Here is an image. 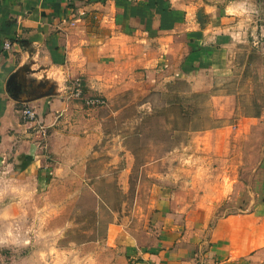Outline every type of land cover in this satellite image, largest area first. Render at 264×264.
<instances>
[{
  "label": "crops",
  "instance_id": "crops-1",
  "mask_svg": "<svg viewBox=\"0 0 264 264\" xmlns=\"http://www.w3.org/2000/svg\"><path fill=\"white\" fill-rule=\"evenodd\" d=\"M202 1L0 0V163L13 171L0 177L8 183L7 195L45 189L106 195V148L127 178L126 162L138 161L132 149L127 152V127L142 125L146 113L136 109V122L122 123L119 115L128 109L107 106L106 99L121 98L123 86L188 81L187 69L226 51L224 33L213 32ZM142 70L147 79L136 76ZM75 79L87 97L102 98L104 105L89 108L67 96ZM25 106L47 127L43 149L35 141V123L21 120ZM192 158L168 152L148 164ZM197 170L161 174L165 184L149 189L153 228L133 232V242L107 231L106 249L97 256L95 239L87 237L78 263L264 264V201L215 216L232 185H225L223 174L221 182H210L213 173ZM67 178L76 186L64 190Z\"/></svg>",
  "mask_w": 264,
  "mask_h": 264
},
{
  "label": "rangeland",
  "instance_id": "rangeland-1",
  "mask_svg": "<svg viewBox=\"0 0 264 264\" xmlns=\"http://www.w3.org/2000/svg\"><path fill=\"white\" fill-rule=\"evenodd\" d=\"M202 2L213 32L224 33L226 51L187 69L188 81L123 86L121 98L106 99L107 106L128 109L119 115L122 123L136 122V109L146 113L142 125L127 127L132 135L127 152L132 149L138 158L126 162L127 178L110 155L112 148H106V195L53 189L28 195L19 193L16 183L19 192L7 195V181H0V264H79L75 257L85 255L83 241L95 239L97 256L106 249L107 231L133 242V232L146 233L155 223L150 187L164 185L161 174L174 169L213 173L210 182L225 175L232 192L215 216L242 213L264 201V0ZM143 70L136 76L147 79ZM35 136L43 149L44 138ZM140 143L144 146L137 150ZM168 152L193 158L148 164ZM12 173L11 166L0 163L1 178ZM67 181L64 190L76 186Z\"/></svg>",
  "mask_w": 264,
  "mask_h": 264
},
{
  "label": "built area",
  "instance_id": "built-area-1",
  "mask_svg": "<svg viewBox=\"0 0 264 264\" xmlns=\"http://www.w3.org/2000/svg\"><path fill=\"white\" fill-rule=\"evenodd\" d=\"M3 49L8 51L10 49V44L8 42L4 43ZM0 65H1V59H0ZM67 88H68L66 93L67 96H69L72 99L83 101V103L89 108L101 107L105 103L102 98L95 96L87 97L81 79H75L69 82ZM20 114H21V120L24 123H28V124L35 123L34 126L36 127L35 130L36 134H39L40 136H42V138L45 139L47 135L46 128L41 122H38L37 115L34 112V110L28 106H25L21 109Z\"/></svg>",
  "mask_w": 264,
  "mask_h": 264
},
{
  "label": "water",
  "instance_id": "water-1",
  "mask_svg": "<svg viewBox=\"0 0 264 264\" xmlns=\"http://www.w3.org/2000/svg\"><path fill=\"white\" fill-rule=\"evenodd\" d=\"M67 90H68V88H67V86H66V88H65V94L67 93Z\"/></svg>",
  "mask_w": 264,
  "mask_h": 264
}]
</instances>
